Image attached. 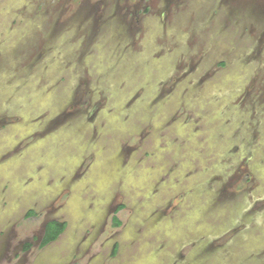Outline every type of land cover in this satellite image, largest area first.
Instances as JSON below:
<instances>
[{"label":"rangeland","instance_id":"1","mask_svg":"<svg viewBox=\"0 0 264 264\" xmlns=\"http://www.w3.org/2000/svg\"><path fill=\"white\" fill-rule=\"evenodd\" d=\"M0 264H264V0H0Z\"/></svg>","mask_w":264,"mask_h":264},{"label":"trees","instance_id":"2","mask_svg":"<svg viewBox=\"0 0 264 264\" xmlns=\"http://www.w3.org/2000/svg\"><path fill=\"white\" fill-rule=\"evenodd\" d=\"M36 211L30 210L28 212V217H35ZM115 225L119 226L121 221L118 217H114ZM67 227V223L61 220H49L44 228V233L39 243V247L43 248L44 246L48 245L49 243L53 242L54 240L58 239L59 236L64 232ZM30 243L26 245V247H30Z\"/></svg>","mask_w":264,"mask_h":264},{"label":"flooded vegetation","instance_id":"3","mask_svg":"<svg viewBox=\"0 0 264 264\" xmlns=\"http://www.w3.org/2000/svg\"><path fill=\"white\" fill-rule=\"evenodd\" d=\"M134 14H135L136 16L139 15V12H138L137 9H136V11L134 12ZM122 21H123V20H122ZM122 24H123V23H122ZM53 219H54V218H52V219H50V220H53ZM54 220H59V219H54ZM48 221H49V220H48ZM48 221H47V222H48ZM61 221H62V220H61ZM66 228H67V227H66ZM65 230H66V229H65ZM65 230H64V231H65ZM43 233H44V231H43ZM42 235H43V234H42ZM59 237H60V236H59ZM41 238H42V236H41ZM41 238H40V240H41ZM39 243H40V242H39ZM49 244H50V243H49ZM49 244H48V245H49ZM46 246H47V245H46ZM46 246H44V247H46ZM44 247H43V248H44Z\"/></svg>","mask_w":264,"mask_h":264}]
</instances>
